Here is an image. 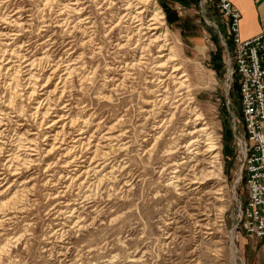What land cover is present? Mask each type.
Wrapping results in <instances>:
<instances>
[{
    "label": "rangeland",
    "instance_id": "1",
    "mask_svg": "<svg viewBox=\"0 0 264 264\" xmlns=\"http://www.w3.org/2000/svg\"><path fill=\"white\" fill-rule=\"evenodd\" d=\"M5 1L9 6L2 9L0 16L2 12L11 16L17 7L24 13L13 17L21 16L19 23L23 25L18 27L24 29L13 44L24 41L23 57L43 55L48 61L47 67L36 70L37 78L43 72L47 73L38 81L44 84L37 85L34 97H42L47 88L54 87L58 78L50 74V67L60 66L62 57L72 58L64 64L80 67V77H87L83 84L78 81L69 84L71 99L64 97L62 104L52 102L49 119L55 118L53 115L59 114L58 111L62 113L65 104L74 102V106L78 104L73 110L74 117L94 120L89 133L96 131L98 139L112 128L119 137L113 141L115 145L105 159L109 166H114L112 183L108 181L105 193L100 192L90 199L91 203L80 208L85 218V228L81 231H69L67 227L64 232L60 231L62 220L56 215L57 209L62 207L63 201L75 199L77 190L70 188L65 195L59 194L58 201L51 194L64 189V180L59 179L60 174L51 179V174L79 171L76 163L82 158H76L74 162H71L73 158L69 159L70 163L64 167L62 161L56 160V154L53 171L43 172L46 165L41 169L39 165H32L27 171L22 168L24 176L20 180L31 179L29 186L33 185L34 192L26 198L22 196L23 211L10 212L9 221L0 224V245L11 239L0 264H105L107 261V264H247L241 241L248 235L241 227L240 208L246 203L248 193L236 153L235 126L243 129L239 82L236 74L228 77V67H232L229 61L232 41L214 2L154 0L163 11V27L168 30L171 46L176 49L177 60L163 69L166 71L170 67L171 72V64L177 63L183 68L180 72L184 71L190 78L191 87L185 84L189 89L183 86L179 90V85L173 87L172 84L169 89L165 84H158L155 75L161 69L154 70L159 60L155 46L149 45L151 52L143 61L146 64L138 65L137 60L143 56L140 44H146L148 40L147 36L137 34L136 22L132 19L134 10L130 17L121 19L127 13L125 0H108V4L99 0L95 1L96 5L89 0H80L79 6L83 9L78 14H71L70 21L78 16V20L88 16L91 22L84 21L73 31L57 27L49 10L41 12L39 0ZM169 14L177 15L179 20L170 21ZM110 20L115 21L109 23ZM45 21L43 26L41 23ZM118 21L119 26L113 28ZM73 25L71 23V27ZM6 27L17 29L11 23H0V28ZM127 28L133 31V40L120 48L117 43L121 31ZM138 39L141 41L137 42ZM134 62L137 65L130 68ZM7 77V74L2 75V81ZM15 83L19 84L17 93L22 101H18L24 114L15 118L16 112H11L13 119L5 126V151L14 148L16 132L37 131V126L32 125L33 116L30 117L34 99H27L24 94L28 84L23 81L21 85L18 79ZM160 86L164 87L163 91L168 89L165 107L162 102L156 106L148 102L162 97L157 91ZM4 89L6 95L16 92L11 84L1 85L0 90ZM181 91L192 93L197 108L204 113L206 120H197L192 126L207 123L219 147L221 171L217 172L212 165L214 158L210 157L206 146L196 156V146H190V142L202 137L188 133L183 125L186 120L181 113L182 107L178 111L172 110L177 111L179 121L170 117L166 123L171 114L170 92L178 95ZM161 119L165 122L159 127ZM21 122L23 128L18 129ZM45 126L40 129H50ZM29 137L35 138L32 134ZM117 145H121V149L118 150ZM187 145L190 147L186 148ZM45 146L46 143L41 145L45 149L43 154L47 149ZM87 151L83 152L90 155ZM58 152L62 157L63 153ZM95 160L92 158L91 162ZM3 162L1 159L0 172L5 170ZM176 170L185 176L182 196L168 185V179ZM201 170L204 173L216 170L217 175H207L214 183L213 187L196 188L197 184L192 183L194 175H199ZM3 175H0V201L5 202L11 194L10 188L4 189L8 186V178L2 180ZM216 189L219 194H214Z\"/></svg>",
    "mask_w": 264,
    "mask_h": 264
},
{
    "label": "bare ground",
    "instance_id": "2",
    "mask_svg": "<svg viewBox=\"0 0 264 264\" xmlns=\"http://www.w3.org/2000/svg\"><path fill=\"white\" fill-rule=\"evenodd\" d=\"M39 1L42 4V7L40 8L42 10L41 12L46 13L49 10L50 18L52 15H54V23L63 31H73L77 28H80L79 24L84 21H88L89 23L91 22L90 17L88 16L81 20H78L80 19V16H78L75 17L73 21H70V18L72 17L71 14H78L80 10L83 9L81 6H79L80 0ZM95 1L99 0H89L90 3H94V5H96ZM108 3V0H105V4ZM8 6L9 4L6 3L5 0H0V13L4 7L6 8ZM56 8L57 11H55ZM124 8L127 13L121 19L130 17L132 15L131 11L134 10L132 19L136 22L135 29L137 30V34L139 36H147L148 40L146 44H140L141 49L143 50V56L137 60L138 65L143 66L146 64L143 61L151 52L149 50V45L155 46L159 60L157 61L158 66H154V70H157V68L161 69L159 70L158 74L155 75L159 79L158 84H165V86L169 89L172 84L173 87L174 85H179V90H182L183 86L190 88V78L184 71L180 72V70L183 69L180 64H171V72H169L170 67L166 71L163 69L166 68L169 63L176 61L177 58L175 55L176 49L174 46H171L172 43L169 41V32L163 27L165 22L161 7L157 4H154V0H125ZM16 14L21 16L24 15V13L21 12L20 7H17L16 11L11 16H9L10 13L6 12H2L0 16V23L7 24L8 22L17 26L16 30H11L9 27L0 28V86L7 83L8 85H12V90H16V92H14L15 94L12 93L7 95L5 89L4 91L0 90V161L1 159L4 160L2 165L5 169L3 172H0V175H3L4 173V175L1 177L2 180L8 178V181L6 182L8 183V186H6L4 189L6 190L10 188L9 192L11 194V197L7 201H0V224L3 221H9L10 212L23 211L25 207L22 204V196H25L26 198V195L31 194L32 191L34 192L33 185L29 186V183L32 181L31 179L23 182L20 180V178L24 176V171H27L28 167H32V165H39L41 166L40 169L46 165L43 167V172L53 171L52 168L57 163L54 161V155L58 154L56 160L58 162L62 161L64 167L70 163V161H68L69 159L73 158L71 162H74L76 158H82V160H79L76 163V167L79 169V171H70L65 175H63V173L60 171L56 172L55 174L52 173L53 175L51 174V176H53L51 179H55V177L59 176L60 174L59 179L64 180V189L59 191L56 190V192L51 194L52 197L56 198L58 201L59 194L63 193L65 195L67 190L70 188H75L77 190L75 199L63 201L62 207L57 209L56 215L61 216L62 220L60 231L64 232L65 227H67L69 231H81L85 228L83 221L85 218L82 217L80 208L83 204L91 203L90 199L95 198L100 192L105 193L104 191L107 189V182H111V178L113 177L114 166H109L105 159L110 154L113 146L115 145L113 144V141L118 138L119 135L115 134L112 128H110L108 131L102 134L100 138L97 139L96 131L89 133V128L91 125H94V120L83 118V116H73V110L78 105L76 104L74 106V102H68L65 104L61 108L62 113L58 111L57 113L59 114L53 115L55 118L49 119L53 111L52 102H59V104H62L61 102L64 100V97H70L71 99V86L69 84H73L74 81H78V83L83 84L87 77H80L78 71L81 69L80 67L64 64L70 61L72 58L68 59L67 57H62L60 58V60H62L59 64L60 66L50 67L52 68L50 74L53 75L54 78H58V81L55 83L54 87L49 90L47 88L42 93V97H34L37 85L42 86L44 84L39 83L38 81H41V76L47 73L43 72V74H40L37 78L36 70H43L45 67H47L48 61L43 55L29 58L23 57L21 50L24 48V41H21L18 45L13 44L15 39L22 36L21 31L24 30L18 27L23 25L22 23H19V18L21 16L13 18ZM50 18L49 20L51 21ZM113 21L115 20H110L109 23H112ZM46 23L47 21L42 22L41 24L44 26ZM71 23H74L72 27ZM117 26H119V21L113 28ZM121 32V39L117 43V46L123 48L133 40V31H131L130 28H127L125 31ZM123 32H125V34ZM139 41H141V39L137 40V42ZM136 65L137 63L134 62L131 64L130 68H134ZM4 74H7L8 77L6 80L2 81L1 76ZM73 77H75L74 80ZM17 79L21 82V85L23 84V81L28 84V86L25 87L26 90L28 89L24 92L25 97L27 99H34L33 104H35L30 109L32 110V112H30V117L33 116L32 125L35 124L37 126V131L30 132V129H26L24 133L16 132V138L13 145L14 148L12 147L5 151L3 150L6 129L5 126L7 122L13 119L12 116H10L11 112H16L17 115H13L15 118L24 114V109L22 108L23 106L21 105L20 101H18L19 94L17 93V87L19 84L15 83L17 82ZM44 79L46 80L45 82H47L49 75ZM185 84H187L188 87ZM163 88L164 87L160 86L157 90L158 92H161L159 95L162 97L159 98L157 96L154 99L148 101L150 105L152 104L153 106H156L162 102L163 104L161 105L165 107L164 102H166L169 97L166 96L168 89L163 91ZM170 95L172 100L169 102L171 105L169 111L171 114L169 118H167L168 120L166 123L169 121L170 117L175 118V121L178 122L180 118L175 114V112H177L182 107L181 113L185 115L186 120L183 124L184 127H187L188 133L190 135L200 134L199 136L202 137L200 140L196 139L190 142V146H196V156L200 155V151L206 146L211 153L210 157L214 158L212 165L215 167V169H217V172L221 171V164L218 158L220 156V152L218 151L219 147L217 146V141L214 134L209 131V128L206 126L207 123H198L192 126V124H195L197 120H206V117L203 118L204 113L202 110L197 108L196 101L191 96L192 93L189 94L188 91H181L178 95H175L174 92H170ZM189 95L190 97L188 98ZM193 105H195V107ZM176 109L177 111H172ZM159 122L161 123L159 127H161L164 125L165 120L161 119ZM22 124V122L18 124V129L23 128ZM43 125H46L44 128L50 129L47 131L41 130L40 127ZM180 126H182V124ZM15 127L17 128V126ZM30 134L34 135L35 138L39 140L29 137ZM44 143H46L45 147L47 149L43 154L45 149H42L41 145L43 146ZM190 146L187 145L186 148ZM121 147V145H117L118 150L121 149ZM79 149L82 151H78ZM58 150L63 153L62 157L65 158L64 160H62L61 153H59ZM83 151H87L90 155H87ZM92 158H96V160L91 162ZM39 161L41 162L40 164L37 163ZM176 164L178 163H175V165ZM22 168L26 169L23 171ZM62 172L65 171L62 170ZM173 173L174 175L168 179V185L173 188L178 193V195L182 196L184 195V187L182 186V183L185 176L183 177V173L178 170L174 171ZM208 174L211 176L217 175L216 170H211L207 173H204V170H201L199 175H194L192 183L197 184L196 188L213 187L214 183L209 180L207 177ZM9 176L10 178L13 177V179L11 180ZM14 184L15 187H13ZM218 192L219 189H216L214 194H219ZM10 242L11 239L8 238L6 243L0 245V261H2L3 256L5 255L4 253L7 251ZM107 263H109V261L105 262V264Z\"/></svg>",
    "mask_w": 264,
    "mask_h": 264
},
{
    "label": "built area",
    "instance_id": "3",
    "mask_svg": "<svg viewBox=\"0 0 264 264\" xmlns=\"http://www.w3.org/2000/svg\"><path fill=\"white\" fill-rule=\"evenodd\" d=\"M210 1L221 12L232 41L228 77L236 74L240 86L243 129L235 126L236 153L248 193L240 208V223L248 236L264 240V28L252 38L241 39L240 10L230 0Z\"/></svg>",
    "mask_w": 264,
    "mask_h": 264
},
{
    "label": "crops",
    "instance_id": "4",
    "mask_svg": "<svg viewBox=\"0 0 264 264\" xmlns=\"http://www.w3.org/2000/svg\"><path fill=\"white\" fill-rule=\"evenodd\" d=\"M241 12L239 35L248 39L258 35L264 28V0H230ZM247 264H264V240L245 237L241 241Z\"/></svg>",
    "mask_w": 264,
    "mask_h": 264
},
{
    "label": "trees",
    "instance_id": "5",
    "mask_svg": "<svg viewBox=\"0 0 264 264\" xmlns=\"http://www.w3.org/2000/svg\"><path fill=\"white\" fill-rule=\"evenodd\" d=\"M181 2H183V3H189V1H191V0H180ZM193 1H197V0H193ZM168 18H169V20L170 21H176V20H179V17L177 16V15H171V14H169V16H168ZM238 91H240V86H239V84H238Z\"/></svg>",
    "mask_w": 264,
    "mask_h": 264
}]
</instances>
